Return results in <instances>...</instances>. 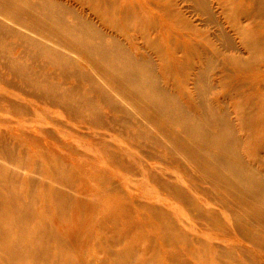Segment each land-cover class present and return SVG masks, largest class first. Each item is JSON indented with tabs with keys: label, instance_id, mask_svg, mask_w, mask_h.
<instances>
[{
	"label": "bare ground",
	"instance_id": "6f19581e",
	"mask_svg": "<svg viewBox=\"0 0 264 264\" xmlns=\"http://www.w3.org/2000/svg\"><path fill=\"white\" fill-rule=\"evenodd\" d=\"M69 1L81 9L64 0H0V66L13 77L0 73V264H264L255 253L231 247L236 236L264 253V180L254 166L264 165V4L259 17L249 19L246 0H216L221 21L209 0H185L192 3L185 9L173 0ZM186 10L203 22L186 17ZM214 21L212 30L208 25ZM131 50L149 51L159 63ZM6 52L15 55L8 58ZM216 59L222 61L219 74L212 73ZM39 63L54 68V82L35 69ZM160 77L183 94L188 108L160 85ZM188 77L195 95L185 90ZM68 78L77 84L69 85ZM210 91L213 99L207 98ZM254 95L259 102L253 110ZM225 97L238 110L250 162L235 154ZM27 100L36 108L26 106ZM37 101L66 115L77 132L84 128L86 135L76 136L87 139L86 148L98 151L107 165L90 168L94 183L83 181L78 197L68 195L77 180L56 148L62 142L51 137L53 150L39 137L43 126L27 131L21 126L23 116L36 114ZM100 106L114 114L112 120ZM7 113L16 116L15 125L1 117ZM6 124L22 131L15 135L27 141L33 156L9 141ZM165 125L177 134L170 135ZM126 144L144 155L134 160L145 170H132ZM148 145L162 154L145 153ZM71 151L87 161L84 153ZM188 163L198 173L195 180L185 177ZM109 168L131 174L129 181L116 182ZM144 180L165 197L132 196ZM162 199L167 201L161 204ZM53 248L68 257L52 261Z\"/></svg>",
	"mask_w": 264,
	"mask_h": 264
},
{
	"label": "rangeland",
	"instance_id": "374dc122",
	"mask_svg": "<svg viewBox=\"0 0 264 264\" xmlns=\"http://www.w3.org/2000/svg\"><path fill=\"white\" fill-rule=\"evenodd\" d=\"M64 1L66 3H68V4H70V5L71 4L74 5V7L78 8V9H81L79 7V5L75 4L74 2H71L69 0H64ZM173 1H174V4H177L179 7L183 6L182 7L183 9H185V7H187L188 4H192L189 1H185V0H173ZM209 1H210V4H212L211 10L214 13H216V16L218 18H220V20L222 21L223 17H221V15L219 13V12H221V10L219 8H217V4L218 3L216 2V0H209ZM132 2H135L136 4H145L144 0H132ZM129 4H131V3H129ZM246 4H248L250 9H251V14L249 15L250 16L249 19H255V18L259 17V12L262 11L261 4H264V3H262L259 0H246ZM138 9L140 11H142V8L140 6H138ZM186 17H188L189 19L195 20L196 23L203 22V21H199V19H198L199 17H194V15H191L189 13V10H186ZM201 18L206 19L207 15L201 16ZM215 21L208 25L212 30L217 29V23ZM6 23H8V22L6 21ZM202 24H204V23H202ZM159 25H161V22L159 23ZM131 33L134 34V32H131ZM134 36L137 37L138 34H134ZM136 40L138 41V43L140 45H142V40L141 39L137 38ZM8 42L10 44H12V45L16 43V41L13 38L8 39ZM164 45H166V44H164ZM11 53L12 52H10V53L6 52L5 53L6 57L10 58V56L12 57V56L15 55V54H11ZM131 53L132 54H136L138 58H143L144 61H150V62L153 61V62L159 63L158 57L156 55L152 54L149 51L140 50V51L137 52L135 50H131ZM6 57H5V59H6ZM79 62L83 65V69L84 70H88L87 66H85V64H84V62L82 60H79ZM221 62H222L221 59H218V60L216 59L214 61V63L212 64V71H213L212 73H214V72L218 73V74L220 73V69L221 68L219 67V64ZM39 64L40 65H36L35 69H41L48 76V78H51L52 81L54 82V68L52 66L45 65V63H43V64L39 63ZM230 69H232V68L230 67ZM0 73L3 74L4 79H12L13 78L11 74H9L6 71H4L2 66H0ZM76 82L77 81L74 78H68V81H67V83L69 85H71V86L77 84ZM160 85L162 87H164V88H167L172 93L174 98L179 103H181L182 106L185 109L188 108L187 105H186L187 104L186 100L183 98V94L181 92H178V91H175V90H171L169 85H167L165 80H163L161 77H160ZM239 85H240L239 82L235 83V86H239ZM83 86H85V85H83ZM250 86H251V83L248 81V83L245 85V87H242V91L247 92V90L249 89ZM193 87H194L193 81H192L191 77H188L187 84H186V87H185L186 92H189L190 94L195 95ZM1 95L4 96L3 94H0V96ZM214 95H215V92L211 93V91H210V93L208 94L207 98L208 99H213ZM113 97H114V99L117 102L123 103V100H122V98L119 95L113 94ZM252 99L253 100H252V103L250 104V107H251V109L254 110V108H256L257 105H258L259 99H258L257 95H254ZM224 102H225V104L228 107V112H229V116H230L229 118H230V121H231V123L233 125V129H234L233 130L234 136L237 137V141H235L234 145H233L235 154H237V156L242 161H244V162H248L249 161L250 162V159L247 156L248 152L250 151L249 141L242 134V130L239 129V126H240L239 125V117L237 115L238 114V110L236 109L235 104L233 102L229 101V99H227L226 97L224 99ZM37 103H38V107H37L36 114L35 115L34 114H30V115H27V116L26 115L23 116L24 118L21 120V121H23L21 126L26 128V129H24L25 131L29 130V126H31V125H33V126H39V125L43 126V129H45V130H44V132L41 131V130H40L41 132L40 131L38 132L39 133V137L41 139H43L44 141L46 139L48 141V143H49V146L53 150H54V138H51V137H55V138H57L58 140H60L62 142L63 145H61V146L58 145L56 148L58 150L62 151V154L64 153V156L68 160L67 162L69 163V166L71 167L70 168V170H71L70 174H72L75 177V179H73V180H77V181H74V182L72 181V184L69 185L70 189H69L68 195L72 194V196L78 197V195L81 193L80 187H81V184H82L83 181L87 182V180L89 181L90 178H91L90 182L94 183V180L92 179V176H91V169L90 168L101 169V168H106L107 165L103 164L101 161H99L100 158H99L98 151L91 150V149L88 150V148H86V146L88 145L87 144L88 143L87 139L78 138L76 136V135H79L78 132L80 133V131L77 132L75 130V128H72L71 126L69 127L68 124H70L71 122H70V120L68 119V117L66 115L60 114L59 110H57L53 106H50V105L46 104L44 101L43 102H40V101L38 102L37 101ZM24 104L26 106L33 105L35 107V104L33 103V101L27 100V101H24ZM2 105H4V104H2ZM127 108L133 114H135L137 112L134 106L128 105ZM100 111H101L102 115L105 116L104 118L107 119L108 121L112 120V118L114 117L113 116L114 114L110 110H108V109H106L104 107L100 106ZM148 113L151 114L152 111L147 112V114ZM145 115H146V113H145ZM8 116L11 117V122H12L13 125H15L16 124L15 123L16 116H12L11 114L7 113V114H5L4 116H1V117H3L6 120L7 119L10 120L9 118H7ZM140 116H142V115H140ZM29 117H33L34 120H30ZM56 120H57L58 124L52 123V121H56ZM7 126H8L7 124H6V127L4 126V132L6 133V136L9 139V141L11 143L15 144V147L17 148V150L19 149V147H25L24 148V150H25L24 153L28 157L33 156L34 152L28 146L27 141L24 140V138L20 139V138H18L15 135L16 131H17V133L18 132L21 133L22 131L14 129L12 126L11 127H9V126L7 127ZM165 126H166V131L168 133H170V135L177 134L178 131L173 125H165ZM80 130L82 131L80 133V134H82V136L86 135L84 128L80 127ZM106 139H108V136L106 137ZM158 139H160V137H158ZM163 139L167 140L166 137L162 138V141H163ZM24 141H26V142H24ZM94 142H96V141L95 140L91 141V143H93V144H94ZM122 147H123L124 151L129 155V156H126V157L129 158L128 162H130V165L132 164V166L134 167V168H132V170H135V171L139 170L140 172L145 170V168H142V167L140 169V167L138 166L137 163H135L136 161L134 160V158L137 159V156H140V157L144 158V155L141 154L140 152H135L136 150L132 146H130L129 144H126V146H125L126 148L124 146H122ZM206 148H211V147L210 146H206ZM72 149L76 150L78 152L84 153L86 155V157H87V161L83 160L79 156L77 157L76 154H73L72 151H71ZM157 149H158V147L156 145H148V146L145 147V153L149 154V153L152 152V153H158L159 154L160 152H158ZM160 154H162V153H160ZM163 155H165L167 157V159H169L171 161H173L175 159V157L170 156L169 153H163ZM222 156L227 158L229 156V153H224V154H222ZM262 156L264 157V152L262 153ZM40 162H41V160H40ZM254 166L256 167V169L261 171L260 174H261V176H262V178L264 180V165H262L261 163L260 164L255 163ZM176 167L180 168L178 163H176ZM109 169H110L109 170L110 172H107V173L109 174L110 177L112 176L111 178H114V180L116 182L119 181V180L120 181H122V180L127 181L128 177L131 176V174H128V173H126L128 175H124V171H121L120 169H118V170H120L123 173L122 176H121V174L119 172H117L116 168H112V169L109 168ZM185 169H186V172L188 174V176H185V177H187L188 179H190V178L193 179L194 178L193 180H195L196 176L198 175V173L193 169L192 165H190L188 163V165L186 166ZM175 170L178 171L176 168H175ZM111 172H112L113 175H111ZM170 177H171V175H170ZM136 186H137V189H132L134 191L132 193V196H135L134 194L137 193L138 198H142L143 199L144 198L143 197V193L151 192L153 194L159 193L163 198L165 197V196H163V192L161 190H159L157 188V186L154 185L151 182V180H144V182L142 184H136ZM202 186L206 187V188L210 187L207 184H204ZM215 192H212V194L216 195L217 193L215 194ZM37 195L40 196V197H38ZM34 196H35V198L37 200H39L38 209L40 210L42 205H43L42 199H41V195H40V191H36ZM98 199H99V196H98ZM166 201L167 200L162 199L161 204H162V202H166ZM168 210L173 211L175 213H180V215H183V213L186 215V213H187L186 210H184V209L182 210V208H180L179 206L178 207H173V206L169 207L168 206ZM228 228H229L230 231L232 230L231 229L232 227L230 228V226H229ZM186 229L188 231H191L189 226H187ZM192 232L193 233H195V232L197 233L198 232V234H200L202 237H206L207 236V235H205V236L202 235L199 230H193ZM231 236L233 237V235H231ZM235 237L236 236L233 237V241H232L231 247H234L235 249L238 248L237 250H240V249L248 250V251H250L249 253H255V255H258L257 257L264 258V253L258 252V251H256V252L252 251V248L250 247V245L245 240H242L240 237L239 238L236 237L239 240L238 241ZM234 238H235V240H234ZM214 241H217V240H214ZM244 244L245 245L247 244V245L244 246ZM61 254H62V256H61ZM55 256H60V257H62L64 259H66L68 257L67 254L64 253V250H60V249H57V248L55 250L53 248L52 249V253L49 256V259L54 261V257ZM137 262H140L139 259L137 260Z\"/></svg>",
	"mask_w": 264,
	"mask_h": 264
}]
</instances>
